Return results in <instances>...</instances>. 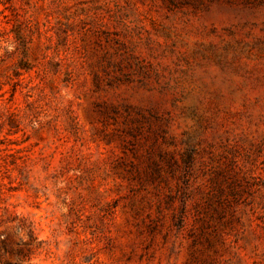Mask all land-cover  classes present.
I'll list each match as a JSON object with an SVG mask.
<instances>
[{
	"label": "rangeland",
	"instance_id": "1",
	"mask_svg": "<svg viewBox=\"0 0 264 264\" xmlns=\"http://www.w3.org/2000/svg\"><path fill=\"white\" fill-rule=\"evenodd\" d=\"M0 264H264V0H0Z\"/></svg>",
	"mask_w": 264,
	"mask_h": 264
}]
</instances>
